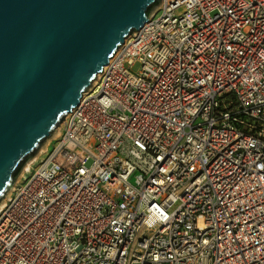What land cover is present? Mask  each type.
<instances>
[{"label": "built area", "instance_id": "2783aa9c", "mask_svg": "<svg viewBox=\"0 0 264 264\" xmlns=\"http://www.w3.org/2000/svg\"><path fill=\"white\" fill-rule=\"evenodd\" d=\"M147 19L0 208V264H264V0Z\"/></svg>", "mask_w": 264, "mask_h": 264}, {"label": "water", "instance_id": "95a60500", "mask_svg": "<svg viewBox=\"0 0 264 264\" xmlns=\"http://www.w3.org/2000/svg\"><path fill=\"white\" fill-rule=\"evenodd\" d=\"M159 0H0V201Z\"/></svg>", "mask_w": 264, "mask_h": 264}, {"label": "rangeland", "instance_id": "374dc122", "mask_svg": "<svg viewBox=\"0 0 264 264\" xmlns=\"http://www.w3.org/2000/svg\"><path fill=\"white\" fill-rule=\"evenodd\" d=\"M162 11H159L157 16L161 15ZM138 68V66H136L134 68V71H136ZM61 123L59 124L60 127ZM57 129V128H56ZM55 129V130H56ZM55 130L43 141V143L38 147L37 151L34 153V155H32L21 167L20 171L18 172V175L13 183V185L11 186L10 189H8V191L5 193V195L3 196V198L0 201V204L2 203L3 200L7 199L10 191L12 190V188L14 187V185L18 182H21L25 176L29 175V173L37 166V164L40 162V160L46 155V151H48L51 146L53 145V143L56 140V137L58 136V133H54ZM28 163H31L30 167L31 169H28L26 171H24V168L26 167V165ZM6 201V200H5Z\"/></svg>", "mask_w": 264, "mask_h": 264}, {"label": "bare ground", "instance_id": "6f19581e", "mask_svg": "<svg viewBox=\"0 0 264 264\" xmlns=\"http://www.w3.org/2000/svg\"><path fill=\"white\" fill-rule=\"evenodd\" d=\"M59 129H60V127L58 126L54 133H58V134H59ZM30 165H31V163H28V164L26 165V167L24 168V171H26V170H28V169H31ZM15 185H16V184H15ZM15 185H14V186H15ZM13 188H14V187H13ZM11 191H12V190H11ZM11 191H10V192H11ZM9 194H10V193H9ZM8 196H9V195H8ZM5 200H7V199H5ZM5 200H3L2 203L0 204V208L4 207V205H5V203H6Z\"/></svg>", "mask_w": 264, "mask_h": 264}]
</instances>
